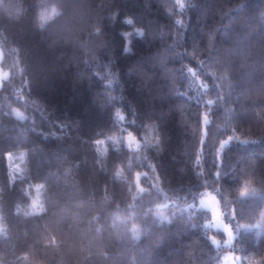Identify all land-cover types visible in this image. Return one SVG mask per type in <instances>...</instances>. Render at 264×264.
Masks as SVG:
<instances>
[{"label": "trees", "instance_id": "obj_1", "mask_svg": "<svg viewBox=\"0 0 264 264\" xmlns=\"http://www.w3.org/2000/svg\"><path fill=\"white\" fill-rule=\"evenodd\" d=\"M0 49V264H221L208 189L264 264V0H0Z\"/></svg>", "mask_w": 264, "mask_h": 264}, {"label": "snow or ice", "instance_id": "obj_2", "mask_svg": "<svg viewBox=\"0 0 264 264\" xmlns=\"http://www.w3.org/2000/svg\"><path fill=\"white\" fill-rule=\"evenodd\" d=\"M177 2V5L179 7H184V0H176ZM129 23H132V21L129 19L128 21ZM178 22H180L178 20ZM138 32H140L142 34V30L140 29H137ZM126 51L128 50L127 48L125 49ZM0 75H7L6 73H0ZM212 101L210 100L209 103H211ZM117 115L123 119L124 118V113L121 112L119 109H117ZM203 119L205 121L208 120V116L207 114L204 115ZM113 140L116 139L115 136L112 137ZM127 141H128V144L130 147H138L139 146V139L136 137L135 134H133L132 132H129L127 134V137H126ZM230 139V138H229ZM227 141H222L221 142V147L223 146L224 143H226ZM97 143H103V141H97ZM101 151L103 152L104 149H101ZM11 154H9L10 156ZM18 167V166H17ZM135 176H136V183H137V188L140 190V191H143V185L140 183V180H139V177H140V173L137 172L135 173ZM248 181H245L241 188H240V192L239 194L241 196L243 195H246L250 189L248 187ZM43 186L41 184H36L34 185V188H35V192H36V195L33 197L32 201H31V209H32V214H39L41 212L44 211V208L43 206L41 205V202H40V199H39V193H40V190ZM201 202L208 208L211 209V218L214 222L220 224L225 232H226V237H227V240L228 241H231L232 238H233V230L231 228V226L223 220V212H222V209L220 207V202L217 198L216 195H214L211 191H207L205 192V194L201 197ZM0 227H3L2 225H0ZM212 240L214 242H217L218 241V238L216 236H212L211 237ZM51 242V241H50ZM240 259V257H238L236 254L234 253H231V252H228L224 255L223 257V264H235L236 260ZM248 264H259V261L255 258H248Z\"/></svg>", "mask_w": 264, "mask_h": 264}, {"label": "rangeland", "instance_id": "obj_3", "mask_svg": "<svg viewBox=\"0 0 264 264\" xmlns=\"http://www.w3.org/2000/svg\"><path fill=\"white\" fill-rule=\"evenodd\" d=\"M43 11H44V12H43V14H42V17H43L44 19L48 18L50 15H54V14L57 13V10H56V9H51V10H48V11L43 10ZM1 56H2V52H1V49H0V60H1ZM0 73H6V74L8 75L7 70H4L1 66H0ZM7 75H0V86H1L2 83H3V79L6 78ZM14 112H15L17 115H20V116L24 115L23 111H22L21 109H18V108H15V109H14ZM98 141H103L102 144L96 142V145H97V148L99 149V151H101V149H104V151H105V150L107 149V140L104 139V138H102V139H100V140H98ZM127 143H128V141H127ZM9 164H10V170H11V173H12V174H16V173L21 169V168H20V164H19V162L16 161L11 155L9 156ZM17 166H18V167H17ZM207 191H211V192H212L214 195H216L217 198H218V195H217L216 192H214V191H212V190H209V189H208V190H205V191L203 192V194L200 196V199H199L198 205H199L200 207L207 208V209H209V210L211 211L210 208L206 207V206L201 202V197H202V196L205 194V192H207ZM218 200H219V198H218ZM219 202H220V201H219ZM220 207H221V205H220ZM221 209H222V208H221ZM222 212H223V220L226 221V222L231 226L234 235H233V238H232L231 241H228V240H227V237H225V239H223V240H221V239L218 238V241H217V242H214V241H213V242H214L216 245H218L219 247H220V246H226V247H228V249L224 250V252H223V254H222L221 264H223V257H224V255H225L226 253H228V252L234 253V254H236L238 257H240V259L236 260L235 264H242V258H241V255H240L238 252H236L234 249H232V247H233V245H234V242H235L236 235H237V231H235V229H234L232 223L229 222L228 219L225 217V215H224V211H223V210H222ZM208 224L211 225V226H213L214 228H220V229H222V230L225 232L224 228H223L220 224L214 222V221L212 220V218L209 220ZM225 233H226V232H225Z\"/></svg>", "mask_w": 264, "mask_h": 264}]
</instances>
